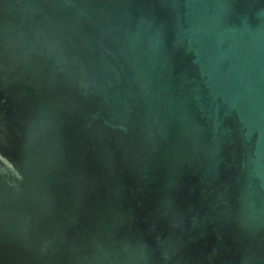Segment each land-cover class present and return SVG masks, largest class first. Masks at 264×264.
Returning a JSON list of instances; mask_svg holds the SVG:
<instances>
[{"label": "water", "instance_id": "obj_1", "mask_svg": "<svg viewBox=\"0 0 264 264\" xmlns=\"http://www.w3.org/2000/svg\"><path fill=\"white\" fill-rule=\"evenodd\" d=\"M0 264H264V0H0Z\"/></svg>", "mask_w": 264, "mask_h": 264}]
</instances>
